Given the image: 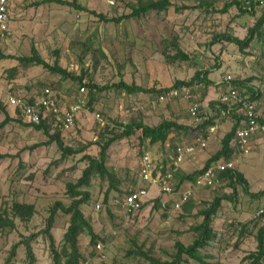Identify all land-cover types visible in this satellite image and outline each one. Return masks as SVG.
<instances>
[{
    "label": "rangeland",
    "instance_id": "rangeland-1",
    "mask_svg": "<svg viewBox=\"0 0 264 264\" xmlns=\"http://www.w3.org/2000/svg\"><path fill=\"white\" fill-rule=\"evenodd\" d=\"M41 1L10 6L9 31L0 37V52L21 57L31 56L34 50L48 64L56 61L68 73L81 76L83 83L109 88L81 91L77 81L52 74L42 66L0 59V102L9 116L16 119L0 130V154L6 155L0 159V212L8 211L13 202L35 208L28 222L14 218L15 227L0 233V264H28L25 247L19 243L44 229L55 202L69 204L66 184L81 176L86 166L83 155L97 156L106 139L120 134L119 126L142 121L154 127L164 120L191 125L187 109L192 102L199 104L201 116L211 118L216 114L213 102L224 90L222 80L227 75L244 82L242 89L248 87L259 94L255 103L260 118L264 119V27L242 51L233 43L217 39L222 34L244 39L259 12L251 16L230 7L222 13L228 3L225 0H206L207 6L198 9L192 8L195 1L171 0L173 5L166 11H149L115 23L101 21L90 12L107 19L118 18L131 14L139 4L149 0H113V5L105 0H64L87 11ZM178 49L187 60L175 55ZM203 71L208 72L212 82L209 87L195 83L177 89V96L158 93L159 89L171 87L176 81H189L196 72ZM120 80L154 91L127 94L110 87ZM47 87L65 106L79 97L85 101L73 127L60 131L63 144L74 150L84 146L82 153L62 158L56 143L47 144L43 132L25 126L14 109L6 105L10 95H28ZM182 88L190 90L189 98L183 96ZM161 95L164 99H160ZM3 118L0 110V122ZM216 119L220 127L213 134L215 142L194 152L189 164L184 161L181 166L184 171L201 169L220 146L232 119L228 116ZM50 131L53 134L55 129ZM194 137L171 133L166 144L170 149L178 143L192 142ZM144 152L158 162L164 158L161 147L142 139L139 130L109 147L106 166L119 183L105 202L108 182L98 177L90 182L87 190L91 198L82 211L102 241H97L100 245L97 248L85 234L79 236L81 264H148L137 255L138 249L162 261L171 260L176 252L175 243L190 245L197 237L195 228L203 220L201 211L215 197L222 196L231 199L221 201L211 224L216 238L201 253L209 255L208 262L213 264H250L246 256L255 250V234L264 224L261 217L264 197L253 200L243 193L240 185L234 191L226 185L215 190L194 188L192 182L184 180L185 174L175 178V193L162 194L157 186H146L138 178V161ZM236 171L246 179L251 192L264 190V135L251 141L248 154L238 155ZM141 186L148 191L145 204L136 214H125L121 206L123 198ZM190 187L193 195L189 204L174 209L179 200L177 192ZM68 222L69 216L58 211L51 229L56 246L61 244ZM30 244L35 264H54L46 236L40 235ZM183 258V264H200Z\"/></svg>",
    "mask_w": 264,
    "mask_h": 264
},
{
    "label": "trees",
    "instance_id": "trees-1",
    "mask_svg": "<svg viewBox=\"0 0 264 264\" xmlns=\"http://www.w3.org/2000/svg\"><path fill=\"white\" fill-rule=\"evenodd\" d=\"M195 1L196 4L192 6L194 9L201 8L203 6H207L205 4L206 0H190ZM41 4L44 3H55L59 5L71 6L77 10L87 11L81 6L75 3H69L64 0H42ZM171 0H149L146 3H141L137 8H134L131 14L127 16H120L118 18L107 19L101 14H96L91 11L90 13L98 17L99 20L104 22H115L119 23L123 19H127L130 17H139L142 14H145L149 11H155L156 13H160L162 11H166L168 8L172 6ZM236 7L239 12L242 14H249L251 16L255 15V10L253 8V4L251 3L248 8H244L241 4L240 0H232L224 5L222 13H225L228 8ZM187 8V7H185ZM264 27V12H262L255 21V24L248 30V35L244 39H239L236 36H229L226 34L219 35L217 39H222L233 43L238 46V48L242 51L249 46V43L252 41L254 36L260 35L261 28ZM217 41V40H216ZM176 56L182 58V60H187V56L182 53L179 49L176 51ZM0 59H11L16 60L20 63L33 64L36 66H42L47 69L52 74H58L64 79H72L81 84L82 88H88L89 90H105L109 87L98 88L95 84H85L83 83L82 77H75L72 74L68 73L66 69H63L58 65L55 61L52 65L45 62L34 50L32 51L31 56H21L16 57L12 55H4L0 52ZM203 84L205 87H209L212 85L211 80L208 79V72H196L193 77L189 81H176L173 86L168 88L159 89L158 93H168L171 90L179 89L181 87H191L194 84ZM232 85L241 90L245 87V83L242 81H232ZM110 87L117 88L121 91L126 92L127 94L134 93H150L153 92L154 89H144L136 84H127L123 80H120L117 84H113ZM44 89V88H43ZM41 89V90H43ZM243 95L247 96L249 100L255 101L259 98V94L253 91L250 88H246ZM216 107L215 115L211 116V118H207L204 120L199 126L193 127L191 125H182L178 124L175 121L164 120L158 125L154 127L147 126L143 124L142 121L139 122H131L126 124L125 126H119L121 128L120 134H115L112 137L106 139V141L100 146L99 152L97 156H90L88 154H84L82 157V161L86 162V166L84 167L81 176L74 183L66 184L65 194L69 198L70 202L68 205H64L62 202L57 201L53 204V206L49 209V214L46 219L45 227L43 230L31 234L25 240H23L20 245H24L25 254L28 261V264H35V256L33 250L31 248V241L40 235H44L47 237L49 242V250L52 255V259L54 264H81L82 255L80 253L78 247L79 236L81 234H85L89 238V243L95 247L97 245V241H102L99 235L96 234L92 228L91 223L86 218L85 214L82 211V207L86 206L90 201V193L87 190L90 186V182L92 178L98 177L101 180H106L108 182V188L105 193L104 201H107L108 195L110 191L116 189V185L119 183V179L116 175L112 174L108 171L106 162H107V151L109 147L120 138L129 137L133 134L134 131L139 130L141 132V137L144 140H147L150 144L156 145L158 144L161 147V152H164L165 146L167 145V141L169 135L171 133L174 134H191L197 137L198 135H203L205 137V131L211 125H216L218 122L216 121V117H220L218 111L219 104L217 102H213ZM7 105V103H6ZM8 106V105H7ZM225 108V107H223ZM0 110L4 114L3 120L0 122V130H2L6 125L11 123L12 121H16V119L9 116V114L3 108L0 102ZM14 112L18 116V120L21 123H24L22 120V116L17 109H14ZM226 117V116H225ZM221 117V118H225ZM228 117L232 119V125L228 132L220 140V148L211 155L204 163L203 167L199 170H195L190 174L185 175L184 180L189 182L194 181L196 176L203 172L204 169L209 167L214 163L226 162L230 160L234 153V148L232 146L233 137L235 134V130L240 125L241 116L236 112H230ZM53 122L50 119L41 120L38 125H31L24 123L25 126L33 128L36 131H41L47 137V144L56 143L58 149L61 152V157L65 158L69 155H75L78 153H82L85 149L83 146L81 149L74 150L72 148L66 147L61 138L60 131L57 127H54ZM52 129H55V132L51 134ZM5 154H0V159L5 158ZM221 185H226L229 188L235 190L237 185H240L244 194L251 197L253 200H259L264 197V190L258 192H251L249 190V185L243 175L234 170V171H226L220 175ZM144 187V186H141ZM137 189V188H136ZM135 190V189H133ZM176 191V187H175ZM234 196V195H233ZM231 199L230 196H222L215 197L211 204L201 211V215L203 217L202 222L195 228V233L197 235L196 239L187 246H184L180 242L175 243L176 252L171 256V260L162 261L153 256H149V254L141 252V250H137V255L145 258L148 264H183L184 256L187 258L196 261L200 264H213L208 262V259L211 258L207 254L201 253V249L207 246L211 241L215 240L216 234L211 228V224L213 220L216 218L218 210L221 206L222 200ZM145 203L142 204V207ZM189 201L186 202L185 205H188ZM182 205V206H183ZM61 212L65 215L69 216V222L66 231L64 232L62 242L59 246H56L55 241L51 235V229L53 228L55 216L57 212ZM35 213V208L31 204L27 203H19L13 202L10 209L8 211L3 210L0 212V233L5 230H11L15 227L14 218H19L22 222H28L33 214ZM11 214V215H10ZM261 217L264 220V211L261 210ZM245 229V226H243ZM256 247L255 250L249 253L246 256V259L250 260V264H264V224L260 226L255 234ZM17 245L12 248V256L15 254Z\"/></svg>",
    "mask_w": 264,
    "mask_h": 264
},
{
    "label": "built area",
    "instance_id": "built-area-1",
    "mask_svg": "<svg viewBox=\"0 0 264 264\" xmlns=\"http://www.w3.org/2000/svg\"><path fill=\"white\" fill-rule=\"evenodd\" d=\"M30 0H0V37L9 31V8L16 3L24 4ZM107 4L113 5V0H105ZM232 1V0H225ZM244 8L253 4V8L260 14L264 12V0H240ZM233 78L230 75L223 77L224 90L220 93L216 102L219 104L218 113L220 117L228 116L230 112H236L241 116L240 125L235 130L232 141L233 156L226 162L214 163L203 170L194 179V188L215 190L221 186L220 175L226 171L236 170L238 155L249 153L251 141L259 135H264V119L260 118L255 101H251L242 93L244 90L232 85ZM81 91H84L82 88ZM181 93L189 98L190 90L182 88ZM169 96H177V89L166 93ZM164 99V95L160 96ZM9 107L17 109L24 123L31 125L40 124L41 120L50 119L54 127L64 132L71 129L77 116L83 110L85 101L80 97L69 105H64L57 94L51 88H44L40 91L31 92L28 95H10L6 101ZM225 107V108H223ZM187 114L191 126H199L206 117L200 115V106L197 102L189 104ZM96 118L100 120L97 115ZM217 129V125H211L205 131V137L198 135L192 142L178 143L169 149L165 146L163 160L158 162L148 152H144L138 161V178L146 186H157L162 194L171 195L175 193L174 175L185 159L200 149L206 147L208 137ZM146 186L130 190L122 200L121 206L125 214L134 215L140 211L142 204L145 203L148 191ZM178 202L174 203V209H180L183 204L188 202L192 195V188H186L182 192H177ZM99 205H97V208ZM97 248L100 245L97 244Z\"/></svg>",
    "mask_w": 264,
    "mask_h": 264
},
{
    "label": "crops",
    "instance_id": "crops-1",
    "mask_svg": "<svg viewBox=\"0 0 264 264\" xmlns=\"http://www.w3.org/2000/svg\"><path fill=\"white\" fill-rule=\"evenodd\" d=\"M201 107H202V106H201ZM214 114H215V112H214ZM216 121L218 122V119H217ZM225 122H226V121H224L222 124H224ZM216 125H217V128L220 127L219 123H218V124L216 123ZM231 125H232V124H231V121H230V127H231ZM230 127H229V129H230ZM229 129H228V130H229ZM216 130H217V129H216ZM228 130H227V132H228ZM215 132H216V131H215ZM215 132H214V133H215ZM214 133H213V134H214ZM213 134H211V135L208 137V139H207V144H208L209 142L212 141V139H213ZM212 142H215V141H212ZM216 143H217V141H216ZM218 143H219V142H218ZM207 144H206V146H207ZM219 148H220V146H219L218 148L216 147L215 152H216ZM215 152H214V153H215ZM214 153H212L211 155H213ZM211 155H210V156H211ZM210 156H209V157H210ZM191 157H192V156H191ZM209 157H208V158H209ZM189 158H190V156L187 157V158L185 159L186 163H188V164H189L190 161L192 160V159H189ZM208 158H207V159H208ZM207 159H206V160H207ZM183 163H184V162H183ZM183 163H182V164H183ZM182 164H181L180 167L178 168L177 173L174 175V176H175V177H174V180H175V178H177V177H181L183 174L187 175V174H190V173L193 172V170H191V169L188 170V171H184V168H181ZM194 169H195V168H194ZM194 171H195V170H194Z\"/></svg>",
    "mask_w": 264,
    "mask_h": 264
}]
</instances>
